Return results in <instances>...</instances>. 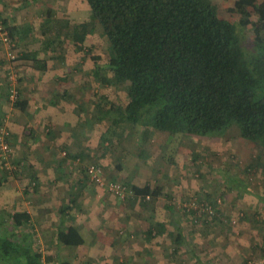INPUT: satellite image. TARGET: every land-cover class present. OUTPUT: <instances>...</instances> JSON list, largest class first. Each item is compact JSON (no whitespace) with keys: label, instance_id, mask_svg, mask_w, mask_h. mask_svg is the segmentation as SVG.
<instances>
[{"label":"rangeland","instance_id":"374dc122","mask_svg":"<svg viewBox=\"0 0 264 264\" xmlns=\"http://www.w3.org/2000/svg\"><path fill=\"white\" fill-rule=\"evenodd\" d=\"M0 1V8L13 19L18 32L12 46L14 61L9 45L0 40V91L6 98L0 133H6L10 146L5 155L0 147V217L5 224L14 223L12 216L16 211L30 210L34 216L36 201L28 193L41 188L34 182L37 180L24 175L26 170L20 165L23 162H19L11 143L10 122L16 111L20 112L11 99V89L18 91V101L25 93L36 95L38 89L41 93L67 91L70 101L58 98L55 102L67 109L66 116L72 120L67 130L72 129L69 133L76 135L79 151L58 150L59 158L66 151L73 160L67 165L63 158L64 167L58 170L68 180L66 190L79 195L70 202L66 219L68 223L70 216L75 218L84 231L86 244L81 248L54 244L51 237L56 233L48 230L37 246L44 259L53 256L51 264H262L259 246L264 237V206L260 201L263 148L242 139L237 126L218 137L150 131L152 134L144 141L139 135L141 128L115 125V118L127 104L129 86L113 79L107 67L111 45L93 19L86 0ZM217 1L221 3V16L237 24L243 47L253 52V26L240 28L239 12H229L237 0ZM1 16L5 19L4 14ZM251 20L256 21V15ZM80 24L87 27L82 45L73 36L74 28ZM72 106L75 111L68 109ZM112 108L116 113L113 110L107 116L105 112ZM94 164L106 181L160 187L162 198L143 201L132 194L124 201L91 182L87 168ZM26 169L31 170L29 166ZM48 174L55 173L51 170ZM74 181L85 186L70 184ZM238 183L240 186L235 187ZM6 190H12L11 206L6 205ZM57 196L50 199L52 214L63 200L56 202L61 194ZM88 196L90 205L86 203ZM190 200L215 205V215L197 212L204 222L194 226L197 219L190 218L191 211L183 210L181 205ZM93 203L104 208L98 205L96 209ZM33 222L38 221L33 217ZM156 222H164L166 230ZM151 229L157 234L150 238L147 234ZM180 233L183 236L178 242Z\"/></svg>","mask_w":264,"mask_h":264},{"label":"trees","instance_id":"16d2710c","mask_svg":"<svg viewBox=\"0 0 264 264\" xmlns=\"http://www.w3.org/2000/svg\"><path fill=\"white\" fill-rule=\"evenodd\" d=\"M86 3L111 45L107 67L113 79L129 86L127 104L115 118V125L141 128L139 135L144 141L152 134L150 131L218 137L224 130L237 126L242 139L264 150V1L237 0L234 8L229 9L230 13L239 12L240 28L253 26V52L243 47L237 24L221 16L223 11L217 0ZM254 15L256 21L251 20ZM0 22L7 27L13 44L17 28L1 15ZM74 30L76 43L82 45L87 36L86 25H77ZM96 58L100 60L93 57ZM26 105L16 101L23 112ZM113 110L105 114L109 116ZM262 184L260 201L264 206V162ZM123 186L133 193V198L143 201L162 195L160 187ZM128 195L121 199L125 201ZM65 209L61 211L62 226L55 240L62 246L81 248L86 240L80 231L73 225L63 229L67 224ZM167 209L172 211L174 207ZM18 217L15 221L19 226L28 221ZM189 217L197 219L193 224L196 227L204 222L196 211H191ZM156 223L165 229V223ZM154 232L151 229L147 235L151 238ZM18 235L9 231L0 217V264H51L53 256L44 259L27 238L19 241ZM182 236L180 233L176 241L181 242ZM259 250L264 264V237Z\"/></svg>","mask_w":264,"mask_h":264},{"label":"crops","instance_id":"0c3cea01","mask_svg":"<svg viewBox=\"0 0 264 264\" xmlns=\"http://www.w3.org/2000/svg\"><path fill=\"white\" fill-rule=\"evenodd\" d=\"M19 1L20 0H18L17 2ZM1 6H3V4L0 1V7ZM0 10V13H2L0 15L4 14V18L7 19L12 26H14L13 19L11 20L6 17V13L3 12L2 8H0ZM42 67H44V65ZM83 88L84 87L81 86L82 91H84ZM66 93L67 91L60 93L59 91L54 90H51L50 92L47 90L45 93H41L39 89L36 91V95L34 94V96H30L29 93H25V96H22V101L27 103L25 112L18 108V111L20 112L17 113L16 111L15 118L10 122L12 137L11 143L12 146L15 147V153H17L16 157L18 158L19 162H23L19 164L24 170H26L24 171V175L26 177L30 176V179L33 178L34 180H37L34 182H38V185L41 188L35 189L33 193H28L30 196H33L36 201L34 216L31 215L30 210L22 213H18V211H16L12 216L14 223L12 221V223L6 221V228L9 231H15L17 235L19 233V240L27 238L33 244V248L36 250L37 246L40 245L38 244V242H42V239L45 238V234L46 232H48V230L53 231L54 234L58 232L59 228L62 226V209L66 208L64 210L66 219L68 217L67 212L70 209V202L75 201L73 198L76 197V195L77 197L79 196L78 194H75V191V193H73L70 190V194L68 190H66L67 188L65 186L68 180L64 179V177L62 176L63 174L58 170V168L60 169L64 167V159L62 158V156L61 158L58 157V150H68L70 153L79 151V144H75L74 139L76 135L69 133L72 129L67 130L68 126L70 125L69 122L72 121L66 116L67 109L66 107L64 108L59 103L55 102L58 100V98H61V101H70V99L68 100V96ZM41 94H43V96L41 97V100L43 101H40ZM56 103L57 106H55ZM68 109L71 111H75V107L73 106L68 107ZM62 110L64 112H59ZM4 111H6V98L3 92L0 91V117L2 116V113H4ZM77 117L78 116H76L75 120H77ZM24 162H27L26 165L24 164ZM27 166L31 168L30 171H27ZM53 166H56V168L54 169L56 172L52 169ZM47 168L50 169L47 170ZM51 170L55 174L49 176L48 173H50ZM113 177L116 176L113 174ZM118 177H120V175H118ZM70 184H73V186L75 184L81 187L85 186L83 183H77V181H74L73 183L70 182ZM9 186L10 185H8V187ZM6 191H8V197L6 196V205L9 204L11 206V202L14 198L11 192L12 190ZM59 193L61 194V196L59 198H56V202H58L59 199L63 200L62 203L57 205V209L53 204V209H56V211H54L55 214H52L50 213V209H52L50 199H53V197H58L57 195ZM160 197L162 198V196ZM90 201L91 197L88 196L86 203L90 205ZM98 205L104 208L103 206H101L102 204ZM98 205H96V203L92 204V206L96 209L99 207ZM115 206H118L116 205V202ZM16 216H19L18 218L20 219L28 218V221L19 226L15 221ZM33 217L36 221H38L37 223H32ZM70 218V223H67L66 219L67 224L63 226V229H66L69 225H73L80 231V233L86 240L83 229L76 224V222L74 221V217L70 216ZM54 224L55 227H53ZM103 224L106 225V221ZM44 225H48L50 227L44 228ZM153 234H156V232H154ZM55 235L52 236L54 237ZM53 237H51V240L55 241L54 244H58L55 240V237L54 239Z\"/></svg>","mask_w":264,"mask_h":264},{"label":"built area","instance_id":"2783aa9c","mask_svg":"<svg viewBox=\"0 0 264 264\" xmlns=\"http://www.w3.org/2000/svg\"><path fill=\"white\" fill-rule=\"evenodd\" d=\"M0 40L2 41V43H4L5 45H9L10 47V58H15L13 56V44L11 43L10 40V35L9 32L7 30V27L5 25H3L0 22ZM18 91H16V89H11V99L14 101L18 100ZM6 133L2 130L0 133V147H1V151L2 153L8 154L10 152V146L8 141L6 140ZM66 161V163L69 165L73 162V160L68 156V153H66V151L62 154ZM87 172H88V176L91 180V182H93L94 184H96L97 186H99L100 188H103L109 192L114 193L115 195H117L119 198H124L127 194L132 195L133 193L131 191H128L122 184L118 183V182H112V181H106L102 175L101 172L98 168L97 165H90V167L87 168ZM182 208L183 210L186 211H196V212H203V213H207L208 215H215L216 209L214 207V205H210V204H203L200 205L196 200H190V201H185V203H182Z\"/></svg>","mask_w":264,"mask_h":264}]
</instances>
